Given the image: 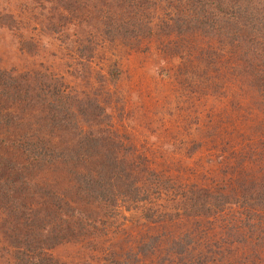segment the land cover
I'll use <instances>...</instances> for the list:
<instances>
[{
  "label": "rangeland",
  "instance_id": "1",
  "mask_svg": "<svg viewBox=\"0 0 264 264\" xmlns=\"http://www.w3.org/2000/svg\"><path fill=\"white\" fill-rule=\"evenodd\" d=\"M81 1L91 12L102 4L77 0L68 16L66 0H0V71L43 86L57 81L96 103L154 173L145 179L147 202H119L82 240L49 253L64 264H258L250 240L235 245L225 233L241 224L237 199L215 217L182 209L191 186L239 191L263 168L264 111L243 64L208 38L176 34L166 1L151 36L136 41L104 37L99 8L77 16ZM12 262L0 237V264Z\"/></svg>",
  "mask_w": 264,
  "mask_h": 264
},
{
  "label": "trees",
  "instance_id": "2",
  "mask_svg": "<svg viewBox=\"0 0 264 264\" xmlns=\"http://www.w3.org/2000/svg\"><path fill=\"white\" fill-rule=\"evenodd\" d=\"M66 1L63 10L73 16L77 0ZM95 1L102 3L92 7L99 8L102 35L134 41L151 36L158 5L166 1V24L176 34L208 38L243 64L264 111V0ZM78 4L81 19L92 14ZM54 82L43 86L0 71V237L12 249V264H64L49 251L82 240L108 208L119 202L129 208L149 196L145 179L152 168L109 129L96 103L77 100ZM258 172L239 191L191 186L182 209L215 217L237 199L241 224L225 233L235 245L250 240L253 260L264 264V165Z\"/></svg>",
  "mask_w": 264,
  "mask_h": 264
}]
</instances>
